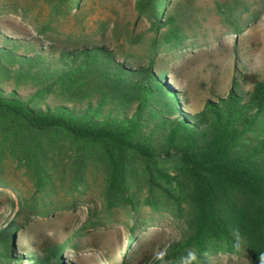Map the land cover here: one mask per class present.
I'll use <instances>...</instances> for the list:
<instances>
[{
    "label": "trees",
    "instance_id": "obj_1",
    "mask_svg": "<svg viewBox=\"0 0 264 264\" xmlns=\"http://www.w3.org/2000/svg\"><path fill=\"white\" fill-rule=\"evenodd\" d=\"M80 1L48 0L67 11ZM138 4L162 7L158 26L177 22L165 0ZM13 25L0 22V127L17 141L38 181L45 182L50 157L67 147L74 181L99 165L113 205L131 200L129 182L141 176L150 192L162 190L189 208L188 235L160 249L165 264L215 241L234 249L233 229H239L247 264H258L264 252L263 77L236 67L227 94L214 92L192 114L165 69L119 60L104 43L58 42L46 35L48 22L35 24L36 35L30 36ZM46 96L56 103L42 107ZM5 206L16 212L0 215L1 262L67 264L68 239L13 243L21 212L15 202ZM127 237L131 241L133 233ZM157 255L139 264H160Z\"/></svg>",
    "mask_w": 264,
    "mask_h": 264
},
{
    "label": "rangeland",
    "instance_id": "obj_2",
    "mask_svg": "<svg viewBox=\"0 0 264 264\" xmlns=\"http://www.w3.org/2000/svg\"><path fill=\"white\" fill-rule=\"evenodd\" d=\"M165 2L177 15L175 25L158 26L156 20L164 19L162 7L139 5L138 0H82L70 11L62 8L63 3L61 9L52 8L48 0H0V22H13L27 36L36 35L35 24L48 22L46 35L58 42L104 43L119 60L165 69L192 114L214 98V92L227 94L236 67L264 78V0ZM6 30L16 34L12 27ZM46 103L56 102L46 96L40 104ZM4 127H0V215L4 219L5 213L16 212L5 206L8 202L19 207L20 227L12 239L17 246L22 240L68 239L72 245L63 255L67 264H139L146 255L155 256L162 246L188 235L190 212L183 202L168 199L162 190L150 192L139 176L129 182L131 200L113 205L99 165L89 168L83 181H74L67 147L50 157L41 183ZM191 250L197 253V264L249 260L242 250L217 241L206 250ZM182 256L166 264H180Z\"/></svg>",
    "mask_w": 264,
    "mask_h": 264
},
{
    "label": "clouds",
    "instance_id": "obj_3",
    "mask_svg": "<svg viewBox=\"0 0 264 264\" xmlns=\"http://www.w3.org/2000/svg\"><path fill=\"white\" fill-rule=\"evenodd\" d=\"M233 234L235 237V243L233 245L234 249L239 251L242 245V237L240 235L239 229H233ZM157 259L160 261V264H165L161 255H157ZM180 264H197V253L194 250H186L184 256L180 258ZM258 264H264V252H259L258 255Z\"/></svg>",
    "mask_w": 264,
    "mask_h": 264
}]
</instances>
